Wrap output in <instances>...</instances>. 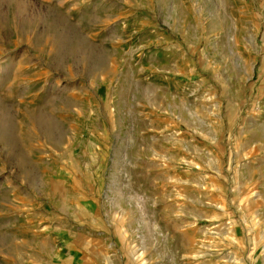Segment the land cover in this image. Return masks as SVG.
<instances>
[{"label":"rangeland","instance_id":"374dc122","mask_svg":"<svg viewBox=\"0 0 264 264\" xmlns=\"http://www.w3.org/2000/svg\"><path fill=\"white\" fill-rule=\"evenodd\" d=\"M0 264H264V0H0Z\"/></svg>","mask_w":264,"mask_h":264}]
</instances>
